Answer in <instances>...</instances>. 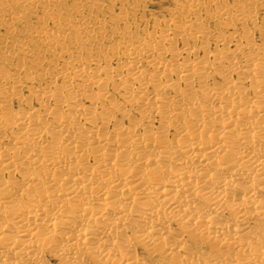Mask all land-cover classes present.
<instances>
[{"label": "bare ground", "instance_id": "6f19581e", "mask_svg": "<svg viewBox=\"0 0 264 264\" xmlns=\"http://www.w3.org/2000/svg\"><path fill=\"white\" fill-rule=\"evenodd\" d=\"M49 2L0 0V264H264V0H181L70 70Z\"/></svg>", "mask_w": 264, "mask_h": 264}, {"label": "rangeland", "instance_id": "374dc122", "mask_svg": "<svg viewBox=\"0 0 264 264\" xmlns=\"http://www.w3.org/2000/svg\"><path fill=\"white\" fill-rule=\"evenodd\" d=\"M42 5V0H38ZM58 6L49 2L48 8L55 9L58 19L61 21L63 38L60 48L51 51L50 58H60L57 62L60 67L66 70L75 69L82 57L94 58V55H103L111 57L110 50L115 44L121 43L120 32L127 27L129 32H133L138 27V31L143 35L144 31L150 32L153 23L163 24L172 15H179L185 12L181 8V0H58ZM18 8L13 13L22 16L17 29L20 31L31 30L32 27H38L40 20H43V11L47 8L41 6L27 8ZM127 14L124 21H117L116 16ZM256 23L260 27L264 24V12L256 10ZM84 22L87 27V33L70 32L66 28L74 27L78 22ZM162 27V26H161ZM49 28V26H48ZM212 29V27H209ZM2 34V32H0ZM31 33V32H30ZM257 41L260 42L264 37H258L257 28L254 30ZM129 35V34H127ZM2 36V35H0ZM96 42V43H95ZM76 44V45H75ZM213 46V45H211ZM80 47L79 49H75ZM121 55V52L119 53ZM122 58V57H121ZM120 58H111V67H117ZM86 62V61H85ZM27 64V63H26ZM16 65V63H12ZM24 95H27L24 92Z\"/></svg>", "mask_w": 264, "mask_h": 264}]
</instances>
